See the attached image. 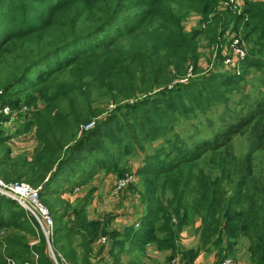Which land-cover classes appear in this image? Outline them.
<instances>
[{"label": "trees", "instance_id": "obj_1", "mask_svg": "<svg viewBox=\"0 0 264 264\" xmlns=\"http://www.w3.org/2000/svg\"><path fill=\"white\" fill-rule=\"evenodd\" d=\"M114 1L0 0V56L11 55L22 65L25 63L20 70L21 65L11 67L8 73L10 88L1 93L2 102L17 106V98L27 94V106L36 105L37 99L59 105L64 94H49L47 77L72 66L78 67L82 60L95 55L100 61L91 62L85 78L100 87L105 86L109 91L113 89L104 82L112 79L121 95L128 98L138 95L137 101L119 105L98 119L92 128L81 131L77 138L67 142L56 159L45 156L44 151L51 150L52 146V151H55L56 146L46 136L48 131L43 129L40 116L34 122L26 120L24 123L23 130L27 131L36 122L35 137L44 151L37 153L32 160L23 159L17 163L20 168L28 164L29 170L21 171L16 177L29 179L34 184L43 182L49 174L40 199L52 210L57 222L51 235L57 260V254L61 253L73 264H93L89 259L92 244L100 235L109 234L112 238L109 253L113 264H144L138 263L135 258L125 262L121 253L123 250L127 254L133 251L145 253L148 244L155 250H169L167 262L179 256L182 264H194L203 250L205 253L212 252V264H219L221 259L230 256L239 242V235H243L248 240L250 263L264 264V186L259 182H249L253 154L264 141V94L248 114L230 123L224 132L214 138L198 142L195 146L172 142L167 152L158 150L144 158L137 173L148 189L141 199L142 209L137 226L131 224L113 230L108 219L90 218L86 203L71 206L66 201L51 202L47 199L52 194L56 195L58 190L55 186L61 181L79 186L99 170L113 173L119 159L128 152H138L140 147L158 136L166 135L180 116L187 117L196 109H205L211 103L224 101L228 90L237 89L241 74H246L250 68L264 71V0L246 1L240 5V11L234 13L221 8V2L226 0ZM120 1L144 6L145 9L138 11V18L120 17ZM109 12L102 21L98 17L93 19V27L82 25L76 28L83 24L86 15L102 16ZM192 13L199 16L204 28L190 33L184 30L183 19ZM114 20H123L116 28V37L101 39L92 50H72L71 56L44 72L35 70L40 61L62 52L84 37L101 32L106 24ZM229 26L242 29L243 38L253 41L242 58L230 57V63L236 65L241 73L235 75L225 70H210L194 77L200 67V38L216 43ZM32 37L39 40L36 49L29 51L27 57L15 55L11 48L13 42L26 43ZM189 67L193 76L171 85V82L184 78ZM38 76L41 77L40 83L34 79ZM82 78L79 77V80ZM136 81L139 83L137 87L133 86ZM69 114L58 112L53 117L65 122ZM1 120L5 121L6 117ZM243 130H248L249 140L246 153L240 160L234 155L224 154L225 150L219 151L221 147L229 146L234 134ZM8 139L10 136L0 135V146ZM207 153L212 155V170H218V177H214L211 170L208 173L193 170ZM5 162H0V172L3 178L8 179L10 176L3 169ZM228 164L234 165L238 172L241 165H245L242 175L238 174L232 186L226 181ZM54 165L56 170L53 171ZM78 175L80 177L76 178ZM230 187L231 190H228ZM157 191L170 192V211L155 195ZM57 202L65 203L64 211L58 215L57 210L53 211ZM66 209L70 210L69 214ZM3 211L10 212L6 214ZM12 214L16 215L13 219L10 218ZM172 216L175 221H172ZM188 224L194 225L193 236L198 240L195 245L187 247L182 241L186 239L183 233L188 230ZM0 227L23 232L0 238V247L5 246L7 256L31 262L28 255L32 253L39 257L37 264H55L46 250L44 234L36 220L15 200L2 195ZM29 236L38 239L39 244L31 245L27 239ZM5 258L0 250V264H5Z\"/></svg>", "mask_w": 264, "mask_h": 264}, {"label": "rangeland", "instance_id": "obj_2", "mask_svg": "<svg viewBox=\"0 0 264 264\" xmlns=\"http://www.w3.org/2000/svg\"><path fill=\"white\" fill-rule=\"evenodd\" d=\"M116 1L118 0H115L114 2L116 3ZM226 1L221 2V8L223 6L226 11L234 13L240 11V5L242 3L251 0H235V2H233L237 3L235 5L227 3ZM118 5L120 6V17L133 16L138 18V11L145 9L144 6H132L130 2L126 1H120ZM109 14L110 12L107 14H102V16H96L95 14L86 15L84 17L83 24L76 26V28H79L82 25L93 27L95 24L93 19L98 17L102 21L104 18H107ZM120 22H123V20H114L109 24H106L101 32L84 37L83 39L78 40L79 42L71 44L62 52L54 54L51 57L40 61L34 67L35 70L40 69L44 72L57 63H61L68 56H71L72 50H83V48L92 50L97 46L101 39H107L110 36L116 37V28L118 25H120ZM183 25L184 30L190 33L200 31L204 28V25L200 22L199 16L193 13L188 14L183 19ZM252 43V39L246 40L243 38L242 29H233L231 26H229L227 30L222 33L216 43H210L208 39L201 37L198 47V55L200 59L198 65L200 67L194 77L203 75L210 70H225L227 73L239 75L241 73L240 70L237 69L236 65L231 64L229 60L227 61V59H230V57H235L238 54L236 50L246 53L247 49L252 45ZM38 44L39 40H36L35 37H32L31 40L26 43L14 41L11 48L13 49L15 55L27 57L28 52L36 49ZM95 61H100L97 55L82 60L78 67L72 66L66 70L56 72L55 74L47 77L46 83L49 86V94H64L59 105H56L54 102L47 104L42 100L37 99L36 105L32 106L33 110L27 114V117L24 121H9L7 117L5 121H0V135L10 136V139H8L4 145L0 146V162L3 160L6 161L3 164V169L7 171L8 175L10 176V178L5 179L0 172L2 179L6 181H23L30 184L31 186H38L42 184L44 187V183L49 177L48 174L44 178L43 182L34 184H32L29 179H18L16 177L21 171L24 172L29 170L28 164L20 168L16 166L18 165L17 163L21 162L23 159L32 160L37 153L44 151L43 146H39L35 137V132L38 128L36 122L33 123V125L30 126L27 131H24L23 126L26 120L34 122L40 116V119L44 124L43 129L48 131L46 136L48 137L50 143L56 146L55 151H52L53 146L51 147V150L49 149V151H44L45 156L48 157V159H51L52 157L56 159L62 154V150L65 149L67 142L73 138H77L81 131H86L92 128L98 119H101L108 113H111L119 105H122L125 102L137 101L138 95H131L128 98L126 95L124 96L118 93L117 88L114 87L116 82L112 79H110V81L107 83L104 82V85L107 84L108 88L113 89L112 91H109L108 89H105V86H102L104 87L102 88L93 80L85 78L84 76L91 68V62ZM24 64L22 65V62L18 61L16 58H14V56L7 54L0 56V95L3 91L10 88L9 85L11 80L8 78V73L11 72V67H17L21 65L19 67L20 70ZM241 75V79L238 80L237 89L228 90L226 93V99L224 101L211 103L205 109H196L187 117L180 116L178 120L169 128L166 135L158 136L144 147H140L138 152H128L124 157L119 159L113 173L109 174L104 170H99L95 172L94 176H92L89 180H84L83 184L79 186H72L71 183H65L61 181L59 185L62 184V188H59V185L56 184L55 187L58 190L56 191V195L52 194L48 196L47 199L51 202L54 200L66 201L68 202V205L71 206L86 203L88 216L90 218L108 219L110 228L113 230H119L125 226L135 224L133 221H135V219L140 216L142 209L141 199L144 197V193L148 189V186L145 184V182H143L142 177L137 173V168L142 166L144 162L143 160H145L144 158L147 155L156 153L158 150H164L167 152L170 149L169 143L172 142L178 145L187 146H195L198 142L204 143L205 141L219 135L220 132H224L230 123L238 121L240 117L248 114L249 111L253 109L254 103L259 101V99H261L264 94V71L250 68L246 74L244 73ZM40 76L34 78L36 81H39L38 83L41 82L39 79L42 76ZM190 76L191 73L189 67L188 73L185 75V77L171 82V85L175 84L176 81H183ZM31 77H33V75ZM79 77H83L81 81L79 80ZM138 85V81L133 83V86L135 87ZM26 95L27 94H23L17 98L19 99V103L26 104ZM58 112L70 113L67 116L65 122H59L54 119V114ZM1 118L2 117H0V119ZM248 140V130H243V132L234 134L229 146H223L219 149V151L222 152L227 150V153L224 151V154L234 155L237 160H240L246 153ZM61 147L62 149H60ZM59 150L60 152H58ZM211 158L212 155L207 153L204 156L203 161H198L195 164L193 170H202L204 173H208L211 170L213 176L218 177V170H212L213 163L210 161ZM10 165L14 166L10 167ZM244 167V164L241 165V171L238 172V170H235L234 165L228 164L226 166V169L229 170V174H227V177L225 175V177L230 186L235 183L238 178V174L240 176L242 175ZM0 170H2V168H0ZM54 170H56V165L53 166V171ZM127 173L131 174L134 180L131 181L124 190L115 191L113 189V183L115 179L122 177ZM78 177L80 176H76V178ZM249 182H259L264 186V141L262 146L253 154L252 178ZM228 190H231V187ZM155 195H157L160 201L163 202V205L166 207V209L169 211L172 209V206H169V202L172 198L169 191H166L165 193H160L157 191ZM40 200L50 214L53 232L57 222L55 223L52 210L45 203H43L42 198ZM64 205L65 203L63 202H57L54 205L53 211L57 210V215L62 213V210L65 209ZM66 210L69 214L70 210ZM9 212L10 211L4 213L8 214ZM124 216L130 217L128 218V221L131 220L132 223H122V225L117 224V218L122 217L125 219ZM14 217H16L14 214L10 216L11 219ZM195 218L197 219V217ZM172 221H175L173 216ZM155 224L158 225V222H155ZM193 224L195 225L196 221ZM194 225L188 224L186 226L188 229L186 232L189 233L192 238H194L193 242H191V245H195L198 240L193 236L194 229L192 226ZM119 226L121 227L119 228ZM34 231L38 234L36 229H34ZM21 233L23 232L17 231L15 228L0 227V238L7 236L13 237L16 234ZM105 235L109 237V234ZM109 238L112 243V238ZM27 239L31 245L37 246L39 244L38 239L32 236L27 237ZM238 239L239 242L234 247V251L230 254V256L242 257L244 260L243 264H251L247 250L248 240L243 235H239ZM49 241L51 250L54 253L55 250L51 241V235L49 236ZM178 244L179 243H177V245ZM45 245L49 256L55 264H62L63 260L71 263L61 253L57 254L59 261L57 260L56 256V260L53 259L51 253L49 252V246L46 242V239ZM94 249L95 251L93 252L92 246L89 256V259L93 264H113V257L111 256V253H109L110 249L105 251L101 245L94 246ZM0 250L3 255H6L5 264H8L6 259L12 257L7 256L5 246L0 247ZM160 252L162 253L163 250H160ZM155 253V249H151L148 254L146 251L145 253L133 251V253L127 254L126 251L123 250L121 253V259H123L125 262H129L131 258H135L138 263L144 264H148L150 262H153L154 264L164 263L165 254L163 253L160 254V256L155 257ZM212 255V252L205 253L203 250H201L194 264H212ZM28 257L31 258V262H21L15 258L12 259L15 261V264H37L39 259L37 255L30 253Z\"/></svg>", "mask_w": 264, "mask_h": 264}, {"label": "built area", "instance_id": "obj_3", "mask_svg": "<svg viewBox=\"0 0 264 264\" xmlns=\"http://www.w3.org/2000/svg\"><path fill=\"white\" fill-rule=\"evenodd\" d=\"M227 3L233 5L237 3L235 0H227ZM223 7V6H222ZM224 8V7H223ZM239 58L244 56V52L236 50ZM230 59H227V61ZM32 106H27L26 104L19 103L17 106H12L8 103H4L0 100V117H7L9 121L19 120L20 122L24 121L27 117L29 111H32ZM134 178L131 174L127 173L122 177L115 179L113 183V189L115 191H122L125 187L133 181ZM43 190V185L31 186L30 184L23 181H6L0 176V195L5 196L9 199L15 200L19 203L38 223L42 233L45 236L46 242L49 246V252L53 259L56 260L55 255L50 247L49 236L52 235V220L50 214L46 207L42 204L40 200V192ZM135 225L139 223L138 218L135 219ZM99 246H103L105 251H108L111 248V240L107 235H100L95 241ZM149 252L152 249V245L148 244ZM8 264H15V261L12 258H7ZM244 260L239 256H226L219 264H243ZM28 264V263H24ZM57 264V263H56ZM62 264H71L67 261L62 262Z\"/></svg>", "mask_w": 264, "mask_h": 264}, {"label": "crops", "instance_id": "obj_4", "mask_svg": "<svg viewBox=\"0 0 264 264\" xmlns=\"http://www.w3.org/2000/svg\"><path fill=\"white\" fill-rule=\"evenodd\" d=\"M24 123V122H23ZM94 204V203H93ZM99 212H101V211H99ZM123 217V216H122ZM117 218V224H119V225H122V223H129V222H131L132 223V221L130 220V221H128V218H130V217H128V216H124V218L125 219H123V218ZM140 217V216H139ZM121 226H119V228H120ZM184 236H186V239L184 238V240L182 241L183 242V244L185 245V246H191V242H193V240H194V238H192V236L191 235H189V233H187V232H185V233H183V237ZM92 246H93V252L95 251V249H94V246H99L97 243H93L92 244ZM156 251V253H155V257L157 256H160V254H165V259H166V256L169 254V250H163V252L161 253L159 250H155ZM147 254L149 253V250L146 252ZM103 257H104V255H103ZM164 259V263H162V264H182L181 263V261H180V257L179 256H177V257H175L174 259H172L171 261H169V262H166V260ZM148 264H154L153 262L151 263H148Z\"/></svg>", "mask_w": 264, "mask_h": 264}]
</instances>
